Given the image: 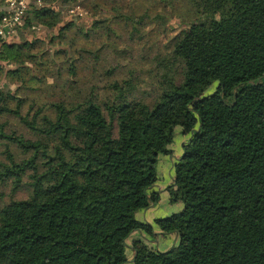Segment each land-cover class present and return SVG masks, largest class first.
<instances>
[{"label": "trees", "instance_id": "obj_1", "mask_svg": "<svg viewBox=\"0 0 264 264\" xmlns=\"http://www.w3.org/2000/svg\"><path fill=\"white\" fill-rule=\"evenodd\" d=\"M73 2L88 21L63 17ZM36 24L57 29L49 47L0 37V74L23 89L0 86V264H264V0H43L21 35ZM154 31V80L121 76L117 39ZM177 130L166 190L183 209L142 221ZM156 227L169 249L128 242Z\"/></svg>", "mask_w": 264, "mask_h": 264}, {"label": "rangeland", "instance_id": "obj_2", "mask_svg": "<svg viewBox=\"0 0 264 264\" xmlns=\"http://www.w3.org/2000/svg\"><path fill=\"white\" fill-rule=\"evenodd\" d=\"M70 14L82 15L81 17L83 18V21H85V22L88 21V16L86 15V11L80 5L74 4V2L72 4L70 3V5L64 6L63 17L66 20L71 19L72 15H70ZM172 27L174 30H178L179 22L177 20H173L172 21ZM57 32H58L57 29L48 30L45 27L36 24V28H31V29H26V30L24 29L23 36L20 33L19 38H17L16 40L18 41V40H21L22 38H26V39L31 40L33 38L39 37V38H43L44 40H46L47 41V47H49L48 41H49L50 36L52 34H57ZM155 32L156 31H154L150 35H146V37L141 41V43H139L137 40H129L127 35L124 36V39H117V42L121 46V48L129 50V52L126 53L124 56H122V57L119 56V58H118V59H121V62L123 64L122 69L124 72L121 74V76L122 75L125 76L129 69L136 68V69H138V74L141 77L145 78L148 82L154 80L156 70H154V63L152 61V58L156 54H155V50H151L152 48H150V45L152 43H154V41H157L159 43V45H161V46L163 44L162 38H159L158 40H156ZM95 43H96V40L85 39L84 36H82V37H79L77 48H79L80 46H89L90 47V46H93V44H95ZM52 47L58 48V45L57 44L52 45ZM43 48H45V44H43ZM76 49H75L74 54H75V56L79 57V53H78V51L76 52ZM110 59L114 60V61L116 60V59H114L113 56H111ZM77 63L79 66V78L82 79L81 83L86 84L88 80L92 79V76L94 74L93 73V65L91 64V62L88 58H84V60L78 61ZM0 64H4L5 67H12L13 66L12 64H7L6 62H3V61H0ZM125 64H126V67H124ZM5 70H7V69L5 68ZM36 81H38V84L35 85L36 88H40L39 91L42 94H44L43 90L45 88L40 85V79H37ZM18 83H19V80L13 81V80L7 78L6 77V71H4V73L0 74V86L1 87L6 88L7 90H13V91H17V92L22 93L23 89H19ZM141 88H143V87H141ZM213 89H214V87H212V90ZM185 139H186V137L181 133V131L177 130L175 140H174L173 144L171 145V148L173 149L174 153L172 155H170L169 157H167L165 155L159 156V160L157 163V174L159 177V181H158L157 185L161 186V185H163V183H165V181H166V183L168 181H170V178L172 177V174H173L172 163L176 158H178L180 155H182V153H183L182 145H183V142ZM3 150H4V146H2L0 144V156H3ZM157 189L160 190L159 188H157ZM166 191H164V193H163L164 195L162 196V202L160 204L154 206L155 209L152 212H150V214H154V213H155V215L158 214L157 218L169 216V215H171L175 212L181 211L183 209L184 205L182 202H181L182 206L181 205L179 206L177 203H172L170 201V199H169L170 203H168L165 196H169V194L167 195ZM161 193H162V191H161ZM137 218L140 220L145 219V218H143V213H139V212L137 214ZM147 238H149L152 241L151 244L153 246H155L156 248L161 249V250L169 249L175 242L172 234L156 233L152 237H147ZM129 253L131 254V252H129Z\"/></svg>", "mask_w": 264, "mask_h": 264}, {"label": "built area", "instance_id": "obj_3", "mask_svg": "<svg viewBox=\"0 0 264 264\" xmlns=\"http://www.w3.org/2000/svg\"><path fill=\"white\" fill-rule=\"evenodd\" d=\"M43 0H0V37L13 41L19 38L32 3Z\"/></svg>", "mask_w": 264, "mask_h": 264}, {"label": "crops", "instance_id": "obj_4", "mask_svg": "<svg viewBox=\"0 0 264 264\" xmlns=\"http://www.w3.org/2000/svg\"><path fill=\"white\" fill-rule=\"evenodd\" d=\"M167 157H169V156H167ZM173 158V157H172ZM173 164V163H172ZM172 179H173V174H172V177L170 178V181H168L167 183H166V181H165V183H163V185H161V186H159V185H157L156 187L157 188H159L160 189V191H162V193H161V200H160V202H159V204L162 202V196L164 195L163 193H164V191H166L165 189H166V187L172 182ZM166 193H167V195H168V192L166 191ZM165 198H166V200L168 201V203H170L169 202V196H165ZM181 202H178L177 204L180 206H182V203L180 204ZM155 208L154 207H151V208H148V209H145V210H143V211H140L139 213H143V218H145L144 220H142V221H147V222H150V223H154L155 222V219L157 218V216H158V214H156L155 215V213L154 214H150V212H152L153 210H154ZM156 232L157 233H161V231L159 230V228L158 227H156ZM172 236L174 237V241L176 240V235L175 234H172ZM135 238H143L148 244H150V245H152L151 243H152V241L149 239V238H147L146 237V235L144 234V233H141V232H139V231H135L132 235H131V237L129 238V240H128V242H131L132 241V239H135ZM161 250V249H160ZM167 250V249H166ZM132 254V253H131Z\"/></svg>", "mask_w": 264, "mask_h": 264}]
</instances>
